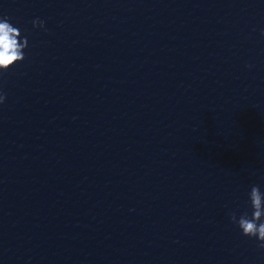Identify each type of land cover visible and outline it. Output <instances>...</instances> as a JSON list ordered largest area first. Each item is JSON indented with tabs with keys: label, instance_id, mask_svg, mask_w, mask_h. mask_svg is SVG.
<instances>
[{
	"label": "clouds",
	"instance_id": "obj_1",
	"mask_svg": "<svg viewBox=\"0 0 264 264\" xmlns=\"http://www.w3.org/2000/svg\"><path fill=\"white\" fill-rule=\"evenodd\" d=\"M32 24L33 28L47 30L45 22L39 18L34 19ZM27 47L28 39L22 36L20 29L10 22L9 17H0V74L22 63L26 59ZM6 99V93L0 91V105L4 104ZM248 197L251 213L245 211L238 216L235 211H230L229 216L243 236L255 239L258 242L257 247L264 250V192L259 185H253Z\"/></svg>",
	"mask_w": 264,
	"mask_h": 264
}]
</instances>
